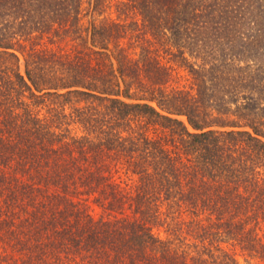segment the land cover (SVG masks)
Returning <instances> with one entry per match:
<instances>
[{
	"label": "trees",
	"instance_id": "trees-1",
	"mask_svg": "<svg viewBox=\"0 0 264 264\" xmlns=\"http://www.w3.org/2000/svg\"><path fill=\"white\" fill-rule=\"evenodd\" d=\"M236 251L264 264V0H0V264Z\"/></svg>",
	"mask_w": 264,
	"mask_h": 264
},
{
	"label": "rangeland",
	"instance_id": "rangeland-1",
	"mask_svg": "<svg viewBox=\"0 0 264 264\" xmlns=\"http://www.w3.org/2000/svg\"><path fill=\"white\" fill-rule=\"evenodd\" d=\"M62 44H63L64 47H69L71 45V42L62 43ZM159 54L162 57V60L167 61V59L169 57L167 54H165L162 50H159ZM21 61H22V57H21ZM173 63L175 65V67H177L175 62H173ZM176 71L178 72V74L180 76L176 77L175 82L177 84H180V85L188 84L189 81H190V77L187 74L186 70L183 69V67H177ZM114 178L116 179L117 182H120V184L122 186H124V187H129L131 185V183H132L131 177H129L122 170L118 171V173H114ZM90 211H91L92 216H94L95 218H99L102 215L101 210L98 207H96L95 205H91ZM161 229H160V233L163 235V232H161ZM236 258H237L238 264H260L257 259L245 258L238 251H236Z\"/></svg>",
	"mask_w": 264,
	"mask_h": 264
}]
</instances>
